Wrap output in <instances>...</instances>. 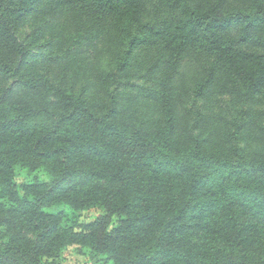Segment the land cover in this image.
I'll use <instances>...</instances> for the list:
<instances>
[{
    "label": "trees",
    "instance_id": "1",
    "mask_svg": "<svg viewBox=\"0 0 264 264\" xmlns=\"http://www.w3.org/2000/svg\"><path fill=\"white\" fill-rule=\"evenodd\" d=\"M38 12L69 19L67 51L94 33L106 46L92 94L39 75L31 57L66 51L18 37ZM146 59L155 88L135 95L152 114L119 105ZM0 82V264H53L68 248L99 264H264V135L244 145L248 127L264 132L250 121L264 106V0H0ZM224 96L235 115L202 129L199 102ZM92 208L105 214H78Z\"/></svg>",
    "mask_w": 264,
    "mask_h": 264
},
{
    "label": "rangeland",
    "instance_id": "2",
    "mask_svg": "<svg viewBox=\"0 0 264 264\" xmlns=\"http://www.w3.org/2000/svg\"><path fill=\"white\" fill-rule=\"evenodd\" d=\"M69 19H67L62 13L52 16L48 13L38 12L37 14L30 15L21 30L18 32V37L21 40L30 39L34 31H39L38 39L35 42V47L42 45L49 36L54 37L58 40V52L62 53L66 51L62 58L57 60H47L39 55L31 57L32 63L37 69L40 76L47 78L50 82L55 85H62L65 87L73 86L76 90L84 88L89 93L92 91L93 80L91 78L90 71H97L100 66L108 64L109 53L106 46L98 48L101 43L93 42L94 37L90 36L87 41L79 40L77 45L72 50L67 51L68 45L72 40L70 32L68 31ZM53 46H41L40 51H44L45 54L51 53ZM38 52V51H37ZM154 54H156L154 52ZM149 59H154L150 57ZM144 61V58H143ZM154 60L149 61L146 59L144 64L136 65L130 72L129 84L135 85V87H123L119 91H124V96L120 100L121 107H130L134 112H140L142 114H152L150 100L143 95H135L140 93L141 87L146 89H154V81L158 73H152V78L149 80L147 76L144 77L145 71L153 65ZM198 65L195 64V60L187 58L179 70V83L185 84L188 87V95L184 98V110L187 111V120L193 119V111H190L191 102V85L194 78L198 75ZM197 73V74H196ZM144 77V78H143ZM137 78V79H136ZM92 81V83L90 82ZM1 83V82H0ZM3 84V83H2ZM180 85V84H179ZM128 95L135 96L132 100L128 98ZM189 96V97H188ZM199 102V106L202 107L203 113L207 115V119L202 125L203 128L213 129V122H217L214 119L218 114H224L227 116L235 115L234 112L230 111L232 107L231 103L233 100L232 96H224L222 99L214 98L211 100H203ZM152 105L153 102H152ZM180 109V108H179ZM182 109V107H181ZM253 115L251 116V125H258L261 129L264 128V115L258 117L256 113L264 112V106H251ZM231 112V113H230ZM137 114V115H142ZM208 131V130H206ZM264 132L256 127H248L244 132V145L254 148H259V143H253L255 138L263 137ZM259 140V139H258ZM36 176L42 180L47 181L46 175L42 171L36 172ZM31 176L25 175L23 172L17 171L15 175V182L18 184L28 183ZM82 218L92 220L100 215H104L105 212L100 209L92 208L86 211L78 213ZM53 264H99L96 259L92 257V254L88 249H84L82 252H78L74 248L64 249L60 252L59 256L55 259Z\"/></svg>",
    "mask_w": 264,
    "mask_h": 264
}]
</instances>
